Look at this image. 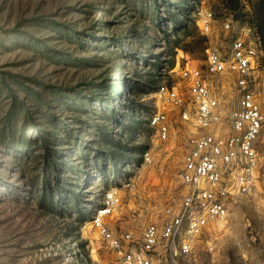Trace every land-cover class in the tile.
I'll list each match as a JSON object with an SVG mask.
<instances>
[{
  "label": "rangeland",
  "instance_id": "obj_1",
  "mask_svg": "<svg viewBox=\"0 0 264 264\" xmlns=\"http://www.w3.org/2000/svg\"><path fill=\"white\" fill-rule=\"evenodd\" d=\"M239 1L230 10L223 0H0V264H91L88 220L110 186L121 194L119 229L180 206L193 125L165 104L170 131L159 140L147 115L157 86H183L180 67L202 68L209 44L258 35L260 0ZM203 10L214 16L209 36L197 25ZM233 80L213 78L225 104ZM261 161L255 188L206 237L214 248L201 264H264V144Z\"/></svg>",
  "mask_w": 264,
  "mask_h": 264
},
{
  "label": "built area",
  "instance_id": "obj_2",
  "mask_svg": "<svg viewBox=\"0 0 264 264\" xmlns=\"http://www.w3.org/2000/svg\"><path fill=\"white\" fill-rule=\"evenodd\" d=\"M211 10L199 13L200 32H213ZM224 20L221 28L230 29ZM226 47L218 43L206 47L204 66L180 67L183 86L161 83L157 86L156 110L147 115L157 138L168 137L170 123L165 104L178 108L179 116L193 125L187 149L178 171L180 181L190 187L180 206L164 205L154 219L139 230L119 229L114 217L120 210L117 186L103 191L88 220L96 235L91 264H201L200 256L211 252V229L228 220L229 202L249 195L255 188L264 144V53L259 35L229 34ZM234 73L236 95L228 103L215 91L213 78ZM142 163H150V149L141 152ZM121 175V180L125 176ZM203 243V244H202ZM107 251V261L97 256Z\"/></svg>",
  "mask_w": 264,
  "mask_h": 264
},
{
  "label": "trees",
  "instance_id": "obj_3",
  "mask_svg": "<svg viewBox=\"0 0 264 264\" xmlns=\"http://www.w3.org/2000/svg\"><path fill=\"white\" fill-rule=\"evenodd\" d=\"M223 2L227 8L232 10L239 5L240 1L239 0H223ZM260 3H261V8L259 9L257 19H256L254 25L256 27V30H257L256 32L258 33L260 39L264 40V0H260ZM119 88H120L119 85H116L114 87V92L118 91Z\"/></svg>",
  "mask_w": 264,
  "mask_h": 264
}]
</instances>
